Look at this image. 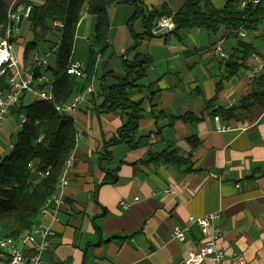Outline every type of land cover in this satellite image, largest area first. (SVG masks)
<instances>
[{"label":"crops","instance_id":"1","mask_svg":"<svg viewBox=\"0 0 264 264\" xmlns=\"http://www.w3.org/2000/svg\"><path fill=\"white\" fill-rule=\"evenodd\" d=\"M1 1L8 8L19 4L23 12L27 7L22 3L26 0L16 4L14 0ZM227 1L213 0V5L222 8ZM184 2L143 0L142 4L147 12L165 4L176 13ZM128 7L123 8L127 14L134 8ZM117 9L122 8L109 11L111 46L98 59L92 82L94 92L85 94L80 104L68 112L79 138L72 153L74 166L66 205L59 213V221L52 224L55 236L43 255L44 263L186 264L189 255L198 253L207 242L199 226H189L190 217L215 213V228L220 233L216 248L224 259L201 264H264V105L241 111L238 118L231 120L213 117L206 110L207 102L214 98L217 106L238 107L239 99L251 93L253 86L247 84L246 72L257 64L255 56L247 61V69L227 79L225 61L211 52L221 46L227 59L236 46L233 39L208 33L207 39L200 41L201 46L194 43V47H184L174 37L151 38L146 43L148 50L146 47L143 51L152 58L146 69V83H150L144 89L150 93L131 95L133 101L144 102L135 147L130 148L132 144L122 140L111 156L107 145L118 142L128 111L100 113L97 109L104 101L103 85L111 77H125V57L136 46L132 47L133 32L127 21L116 20L122 11ZM90 17L84 15L77 27L72 56V63L79 62L84 69L92 33L88 32L85 40L80 32L84 24H94ZM28 21L24 19L15 27L17 36L12 46L21 66L32 70L37 66L36 54L49 57L56 47L46 44L49 52L34 51L31 61L24 64L22 48L32 38ZM25 22V36L18 38ZM256 36L253 43L263 53L264 37L261 32ZM79 40L86 46L82 42L79 46ZM46 67L40 68L45 76ZM169 75L176 77L173 83L167 81ZM187 114L195 118L170 120ZM192 136L199 139L197 148L188 142ZM169 146L190 159L192 172L175 165L146 164L151 154ZM136 198L138 201H134ZM121 202L131 207L124 209ZM39 222L49 225L51 219L42 216ZM176 227L190 228L184 242L173 238Z\"/></svg>","mask_w":264,"mask_h":264},{"label":"trees","instance_id":"2","mask_svg":"<svg viewBox=\"0 0 264 264\" xmlns=\"http://www.w3.org/2000/svg\"><path fill=\"white\" fill-rule=\"evenodd\" d=\"M241 2L242 0H228L224 7L216 8L213 0H185L182 8L176 13L164 4L158 9L153 8L148 12V17L143 19V36L154 38V28L163 18H171L175 29L163 37L173 36L178 42H183L188 32L204 29L214 35L223 34V39L235 40L233 54L227 59H222L228 70V79L247 69V61L252 56L262 55L253 41L258 39L256 33H260L264 22V0L257 6L250 4L244 9L241 8ZM22 3L31 7L28 22L32 32V38L26 41L22 48L24 64L29 62L31 52L37 49L45 51L46 44L55 43L57 66L52 69L53 77L46 71L47 80L37 84L40 90H45L51 85L53 101H45L31 92H26L12 110V114H19L20 120L21 116H25L27 121L22 124L10 153L0 157V240L19 239L37 226L41 219V209L56 191L66 161L77 144L73 118L58 112L56 107L71 104L92 85L98 59L111 46L110 9L130 5L135 8L133 20L144 14L141 0H26ZM86 14L95 17L96 22L93 39L89 45L88 64L84 69L85 76L78 77L68 68L72 63L77 27ZM56 21L63 22L64 27L56 28L53 25ZM9 24V8L0 0V39H8L12 44L15 42L14 35L7 38ZM242 30L246 38L240 35ZM133 37L136 46L130 51L136 53L132 61L125 60V77L114 76L116 84L103 85L104 101L97 109L100 113L128 111V121L118 132L119 140L107 145L108 153L109 147L122 143V140L132 144L130 148L135 147L134 136L140 120L144 117V102L133 101L130 92L142 91L145 87L140 82L146 78V69L152 63V58L136 51L141 37L136 34H133ZM40 75H43L41 70H36V78ZM6 77L7 75L0 77L2 90L6 88ZM220 90L221 82L218 83V91ZM28 94H31L32 98L27 99ZM216 103V98L207 102L206 110L210 115L226 120L236 119L241 111L255 105H264V81L257 79L251 93L239 99L238 107L225 108L217 106ZM194 118L193 114H187L172 116L170 120L191 121ZM188 142L193 148L199 145L196 136L190 137ZM32 163L35 164V169L29 168ZM151 163L185 167L186 172L193 170L190 159L184 158L178 149L172 146L158 154H151L146 164Z\"/></svg>","mask_w":264,"mask_h":264},{"label":"built area","instance_id":"3","mask_svg":"<svg viewBox=\"0 0 264 264\" xmlns=\"http://www.w3.org/2000/svg\"><path fill=\"white\" fill-rule=\"evenodd\" d=\"M18 0H14L15 4ZM263 0H242L241 8H247L248 5L252 4L257 6L262 3ZM11 15L13 17L14 26L10 29L11 35H14V28L19 25L20 21L29 19L31 7L27 6L26 11L23 12L22 7L18 4H12ZM58 22H54V26L58 28ZM175 29V24L171 18L162 19L156 28L153 30L154 36H164ZM260 32L264 34V22ZM240 35L246 38L245 32L242 30ZM0 51L5 52V56L0 60V77H6V88H0V129L2 128L3 121L9 117L12 113L13 108L20 102L22 94L31 92L38 98H44L45 101H53L49 97L48 88L40 90L37 84L43 83L47 80L45 75H40L36 78V70L47 66L48 55L42 56L36 54V67L32 70H26L21 66V63L16 56L12 44L8 39H0ZM212 55L226 58V51L221 47L217 46L211 52ZM257 64L251 67L246 72V80L249 86H253L254 82L259 79L261 75H264V51L261 56H255ZM69 71L73 74L82 73L83 66L81 63H71L69 65ZM85 76V75H84ZM94 92V90H93ZM93 92H86L92 94ZM77 97L73 107L71 109H61V113L68 114V112L74 110L78 104L84 99V95ZM218 119V118H217ZM27 121L25 116H21V124ZM13 148V146H12ZM74 166V164H73ZM30 169H35V164L29 165ZM70 178V177H69ZM70 179L62 180L60 184L59 193L54 197L46 208L41 209L42 216H48L51 219V224L46 225L41 223L39 226L33 228L30 237L25 243L21 244H9L7 246H0V264H45L43 260L44 253L50 249L55 231L52 224L59 221V213L61 209L66 205L67 198V187L69 186ZM134 201H138L136 198ZM121 206L124 209H129L131 204L121 202ZM218 220L217 214H209L204 217H190L189 226L197 225L201 228L202 233L207 238V242L198 253H192L186 260V264H201L205 261H212L220 263L224 259V254L217 250L216 240L219 238L220 233L215 228V222ZM190 228L176 227L173 231V238L180 242H184L186 239L185 232ZM241 263L243 260H239Z\"/></svg>","mask_w":264,"mask_h":264},{"label":"rangeland","instance_id":"4","mask_svg":"<svg viewBox=\"0 0 264 264\" xmlns=\"http://www.w3.org/2000/svg\"><path fill=\"white\" fill-rule=\"evenodd\" d=\"M141 1L143 3V0H141ZM118 7L122 8V9H117V10H122V11L120 13V16L116 17V20L117 21H119V20L127 21V23L130 25L131 30L133 31V34L140 35V37H141V39L139 40L138 52L143 53V51L148 50L149 45L146 44V43L151 42L152 39L143 36V33L145 32V29H144V26H143V19L145 17H148V12H147L146 8L143 7L144 8V14H142V16H139L138 18L133 20V16H134V13H135V8H133V11L131 9H129V12L127 14V12L123 11V10H126V9H123V8H130V7H128V5L127 6L126 5H121V6H116V7H113V8H118ZM116 13L117 12H115V15H116ZM89 21H91L92 24L94 22V24L91 25V26H89L90 23L84 24L83 30L80 32V37L81 38H85V40H87V38L85 36L88 35V32H89V34L92 33V35L90 36V39H89V43H90L91 40L93 39L94 26H95L96 19H95V17L91 16ZM26 27H27V23L25 22L23 24L22 28H21V33H20L18 38H20L21 36L23 38L25 36ZM13 31H14V35L17 36L15 28H14ZM189 34H191V36ZM207 36H208V33H207L206 30H204V29H195V30H192V31L188 32L186 34V36H185L184 41L180 42V43L184 47H187V45H189V46L191 45L192 47H194L195 46L194 43L197 46H201L203 43L201 44L200 41L202 42V41L205 40V38L207 39ZM156 37H161L160 39L164 38L163 36H156ZM172 38H173V36H172ZM233 41H235V40H233ZM81 42L83 44H85V46H86V42L83 41V40H81V41L79 40V43H78L79 46H80ZM132 42H133V46L132 47H134L136 45V40L134 39V37H133ZM52 45L55 46V43H52ZM17 46L18 45H15L16 49H17ZM146 47H147V49H146ZM38 50L39 49L35 50V52H37ZM35 52L34 51L31 52V54L29 56V61H31V59L33 58ZM39 52H41V54H43V53H46V52H49V51L45 47V51L40 49ZM134 55H135L134 52L129 51L128 54H127V57H125V60H127L128 62L132 61L133 58H134ZM47 65H49V67L47 66L48 68L46 67L47 68L46 69L47 73H50V76H51L52 75V69H56V66H57L56 53L55 52L52 53L47 58ZM46 70L44 69V71H46ZM160 76H161V74L156 75V78H159ZM51 77H53V76H51ZM175 78H176L175 76H170L169 75V77L167 78V81L169 83H173L175 81ZM150 79L153 80V75L150 77ZM147 81H149L148 78H145L142 82H140L143 86H145L142 91L134 90L133 92H130V95L136 94V93H143V94L144 93H150V91H145L144 90L146 88V86L150 83V82H148V84H147L146 83ZM116 83H117V81L115 79H112V77H111V79L108 81L107 85H113V84H116ZM158 83L159 82H156V86H158ZM29 98H32L31 94L27 95V99H29ZM160 111H158V112H160ZM121 112H123V111H121ZM125 116H126V121H125V123H126L128 121V117H127V115H125ZM21 126H22V124H21V120H20L19 114H12L11 113V115L9 117H7L3 121L2 128L0 129V157L10 153V151L12 149V146L15 145V143L17 141V135H18V132L20 131ZM116 146L117 145L110 147L109 153L112 154L113 148H115Z\"/></svg>","mask_w":264,"mask_h":264},{"label":"bare ground","instance_id":"5","mask_svg":"<svg viewBox=\"0 0 264 264\" xmlns=\"http://www.w3.org/2000/svg\"><path fill=\"white\" fill-rule=\"evenodd\" d=\"M9 19H10V22L13 21V17L11 15V8H9ZM63 27H64V23L61 22V21H59L58 22V28L59 29H62ZM7 36H10V29L9 28L7 30ZM4 56H5V52H1L0 51V60H2L4 58ZM75 75L78 76V77H83L85 75L84 68H83V75H82V73H75ZM93 90H94L93 86L90 85V87L87 89L86 92H93ZM48 92H49L50 99L53 100V93H52L51 85L48 88ZM77 97H79V96H77ZM77 97L73 100V102L71 104L67 105L66 107H59V106H57L56 107L57 111L61 113V109H71L73 107V105H74ZM40 99L44 100V98H40ZM76 138L77 139L79 138V135L78 134L76 135ZM73 164H74V157L71 154L70 157L66 161V166H65V169L63 171V174L59 178L56 191L49 197V199L46 201V203L43 206V208H46L49 205V203L52 200H54V197L57 195V193H59L61 181L62 180H68L69 179L70 173H71L72 168H73ZM45 174L47 175L48 172H46ZM40 215L42 217V213ZM40 224H41V222H39L37 226H39ZM32 230L30 232H28L27 234L23 235L22 237H20L19 239H4V240H0V246H7L9 244H21V243H25L27 241V239L30 237V234H31Z\"/></svg>","mask_w":264,"mask_h":264},{"label":"water","instance_id":"6","mask_svg":"<svg viewBox=\"0 0 264 264\" xmlns=\"http://www.w3.org/2000/svg\"><path fill=\"white\" fill-rule=\"evenodd\" d=\"M26 9H27V8H25V11H26ZM21 23H22V20L20 21V24H21ZM13 26H14V22L11 21L10 24H9V28L12 29ZM259 80L264 81V75H261V76L259 77Z\"/></svg>","mask_w":264,"mask_h":264}]
</instances>
